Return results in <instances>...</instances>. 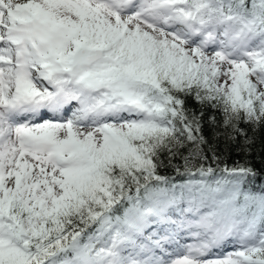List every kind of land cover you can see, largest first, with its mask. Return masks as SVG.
Returning <instances> with one entry per match:
<instances>
[{"label":"snow or ice","instance_id":"snow-or-ice-1","mask_svg":"<svg viewBox=\"0 0 264 264\" xmlns=\"http://www.w3.org/2000/svg\"><path fill=\"white\" fill-rule=\"evenodd\" d=\"M205 109L264 126V0H0V264H264Z\"/></svg>","mask_w":264,"mask_h":264},{"label":"trees","instance_id":"trees-1","mask_svg":"<svg viewBox=\"0 0 264 264\" xmlns=\"http://www.w3.org/2000/svg\"><path fill=\"white\" fill-rule=\"evenodd\" d=\"M188 105L191 109L200 111V106L194 101H188ZM213 116L216 117L215 122L212 121ZM202 124L203 134L208 140V144L205 145L207 155L211 157L210 149H214L216 155L229 167H234L237 163L251 167L257 174L252 181L253 187L256 190L264 187V126H250L242 123L239 127L243 129V134L233 135L232 138H229L221 123L220 113L212 109L204 110ZM173 163L182 165L180 159ZM212 166L216 167L214 163ZM222 166L223 164H221ZM159 171L161 175L175 177L177 182L188 179L187 176H177L172 167L161 168ZM181 171H183L182 167ZM195 178L199 179L200 177Z\"/></svg>","mask_w":264,"mask_h":264},{"label":"bare ground","instance_id":"bare-ground-1","mask_svg":"<svg viewBox=\"0 0 264 264\" xmlns=\"http://www.w3.org/2000/svg\"><path fill=\"white\" fill-rule=\"evenodd\" d=\"M173 218H177V217L174 216ZM161 234H163V233H161ZM192 242H193V241H192L191 239L187 238L186 236H185V238L182 240V243H192ZM232 247H233V245L229 244V245L227 246V249H226V250H231ZM221 251H224V249H222ZM216 254H220V253H216Z\"/></svg>","mask_w":264,"mask_h":264}]
</instances>
